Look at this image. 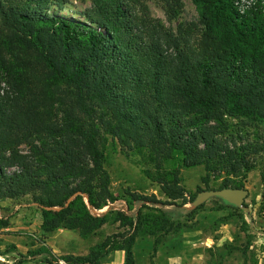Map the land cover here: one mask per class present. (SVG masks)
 Returning <instances> with one entry per match:
<instances>
[{"label": "trees", "instance_id": "1", "mask_svg": "<svg viewBox=\"0 0 264 264\" xmlns=\"http://www.w3.org/2000/svg\"><path fill=\"white\" fill-rule=\"evenodd\" d=\"M69 1L0 0V203L30 197L43 235L13 264H102L116 251L136 264L138 238L158 236L157 249L185 227L172 213L191 218L205 207H186L199 193L243 189L264 151V143L239 142L264 127V0H192L197 20L175 30L145 0H79L90 3L84 20L53 11ZM161 1L170 21L185 7ZM55 103L59 123L43 115ZM109 139L149 157L146 175L166 200L127 189L122 197L136 211L114 206ZM197 167L205 189L189 193L182 171ZM214 177L223 179L218 189ZM209 201L248 230L246 211ZM108 224L122 231L87 255L56 257L47 244L61 229L88 240ZM9 226L0 217V234Z\"/></svg>", "mask_w": 264, "mask_h": 264}, {"label": "rangeland", "instance_id": "2", "mask_svg": "<svg viewBox=\"0 0 264 264\" xmlns=\"http://www.w3.org/2000/svg\"><path fill=\"white\" fill-rule=\"evenodd\" d=\"M145 2L154 18L161 19L167 27L174 30L179 24L187 25L198 18L192 0H184V10L174 21L169 20L167 9L161 0H145ZM89 7L88 1L70 0L62 10L54 8L53 11L68 18L84 20L81 14ZM58 108V104L55 103L44 112L46 121L61 122L62 113ZM239 142L264 143V127L245 130ZM21 150L26 154L30 153V145H22ZM106 153L112 191L120 199L114 205L116 208L129 214H133L138 208L129 199L122 197L127 189L148 196L154 194L158 199L166 200L160 187L146 175L147 172H154V166L147 155H127L111 139L107 142ZM251 161L255 169L249 173L244 183V188L249 191L245 201L248 208L245 215L248 230L245 231L238 218L233 217L236 212L222 209L215 201L206 202L205 207L191 218L175 215L176 210L168 207L166 210L174 212L172 213L174 218L182 222L185 227L177 235L166 238L157 249L158 236L138 238L135 245L136 264H264V151ZM204 176L203 167L184 169L182 185L189 193L197 192L199 187L205 189L202 184ZM216 177L211 182V187L214 189H218L223 181L222 178ZM186 207L191 208L192 205L188 204ZM178 210L181 212V209ZM0 217L10 220V226L0 234V261L13 264L20 255H27L29 250L38 246L36 239L43 237L40 229L42 217L37 206L30 202V197L0 203ZM120 231L122 230L119 224H108L98 234L84 240L78 238L77 232L61 229L50 235L47 243L52 246L53 252L55 251L54 255L60 257L66 255L67 251L74 254L73 251L76 252L74 249L79 240H84L86 245H83L88 247ZM12 247L15 249H11ZM59 250L64 252L60 253ZM3 253L6 254L2 255ZM108 263L109 260L106 258L102 264ZM24 264L43 263L37 259ZM60 264L64 263L60 262Z\"/></svg>", "mask_w": 264, "mask_h": 264}, {"label": "water", "instance_id": "3", "mask_svg": "<svg viewBox=\"0 0 264 264\" xmlns=\"http://www.w3.org/2000/svg\"><path fill=\"white\" fill-rule=\"evenodd\" d=\"M249 196V191L245 188L243 189H232L226 188L222 190H211L204 191L198 194L196 200L194 201L191 209H196L204 203L208 202L211 198L218 197L228 204L247 211L245 207V201Z\"/></svg>", "mask_w": 264, "mask_h": 264}, {"label": "crops", "instance_id": "4", "mask_svg": "<svg viewBox=\"0 0 264 264\" xmlns=\"http://www.w3.org/2000/svg\"><path fill=\"white\" fill-rule=\"evenodd\" d=\"M41 224H42V222H41ZM79 237L80 236H78V238ZM84 243H85L84 240H79L78 241V245H76V247H75L76 249H74V250H76V252L73 251V253L75 255H87L89 253L90 248L92 246H94V245H91V246L89 245L88 247H86V246H84V245H86ZM49 244L51 245V242H49ZM64 250H67V249L64 248ZM64 250H59V251H60V253H62V252H64ZM54 253H55V251H54ZM70 253L71 252H69V251L66 252V254H70ZM108 260H109V263L108 264H124V252L123 251H116L114 253H111L110 256L108 257Z\"/></svg>", "mask_w": 264, "mask_h": 264}]
</instances>
